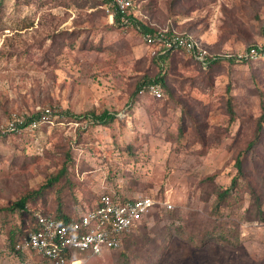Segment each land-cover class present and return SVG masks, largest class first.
Instances as JSON below:
<instances>
[{
    "label": "rangeland",
    "instance_id": "1",
    "mask_svg": "<svg viewBox=\"0 0 264 264\" xmlns=\"http://www.w3.org/2000/svg\"><path fill=\"white\" fill-rule=\"evenodd\" d=\"M242 1L249 0H177L175 7H169L171 0H133L138 22L190 31L215 52L210 54L234 61H225L212 79L200 76L181 56V62L172 65V94L196 113L200 125L205 123L206 134L217 136V143L204 153L201 144L192 142L190 120L183 137L170 142L168 134L175 130L180 109H171L164 93L158 100L146 95L132 100L137 78L153 77L157 71L150 64L153 49L137 28L110 26L97 0H0V123L11 113H53L52 123L19 137L0 138V207L44 183L58 167L59 145L69 148L74 172L84 183V189L75 192L77 199L104 190L130 198L158 197L171 205L168 211L182 215L184 226L196 222L200 229L225 233V226L218 224L235 215L227 217L221 210L217 218L209 217L205 192L214 185L201 181L214 175L219 187L229 184L237 150L230 146L233 136L240 131L247 141L264 108V57L242 63L249 47L263 49L264 0H251L259 21L250 7L241 12ZM58 32L74 33L76 46L61 48L57 39L45 40ZM62 40L71 43L66 36ZM228 99L236 117L232 122L226 112ZM92 109L115 113L116 119L110 126L93 125L82 116ZM63 112L74 116L69 119ZM129 144L135 157L125 150ZM258 178L256 187L263 188L264 169ZM237 213L238 229L229 226L227 241L210 240L197 247L174 232L171 223L177 220L161 210L148 225L135 228L120 252L92 256L80 264H264V221H243ZM168 231L172 235H166Z\"/></svg>",
    "mask_w": 264,
    "mask_h": 264
},
{
    "label": "trees",
    "instance_id": "2",
    "mask_svg": "<svg viewBox=\"0 0 264 264\" xmlns=\"http://www.w3.org/2000/svg\"><path fill=\"white\" fill-rule=\"evenodd\" d=\"M22 2L23 4H27L29 0H22ZM176 3L177 0H171L169 7H175ZM252 3H255V1H253ZM252 3L251 0H249L247 3L245 1H242V3L239 5L240 10H242L241 12L243 13L244 7H250L252 13L254 14V18L259 21L257 9L252 8L254 6V4L251 5ZM93 5V2H91V6ZM110 26L121 29L125 25H122L120 17L118 15H115ZM134 27H138L141 33H152L153 31L157 30V28L155 27L142 24L138 21H135ZM166 28L171 31H175V29H173L171 25H167ZM179 34L191 35L192 33L190 31H185L182 33L179 32ZM73 35L74 33L72 32H58L56 34L53 33L46 36L45 40L51 39V43H54L55 39H57L58 41L56 42V44L58 45V47H67V49H72L76 46L74 41H71L73 40V38L75 39ZM65 36L71 41L70 44L66 42L64 43V41L62 40ZM191 36H193V38L196 37L193 34ZM151 47L153 49V53L150 57V64L157 69L156 74L153 77H149L147 74H144L137 78L134 83L133 91L131 93L132 100L135 101L139 97L146 95L139 94L143 86L152 83L159 84L162 88L163 93L168 97L167 103L169 105L172 104L171 109H175L176 106H179L180 109V115L177 118L175 130L168 134V137L170 136V142H172L171 140L177 141L179 138L183 137L185 130L188 128L186 123L188 120H190L189 126L193 129L195 134L192 142L201 144L203 152L206 153L217 143V136H215L214 134H206L204 130V128H206L205 123L200 125V121H197L196 119V113L190 110V108H187L184 105H180V101L176 99L174 94H172V89L169 85L170 80H172V65L177 60L178 62H181V59H179V56H181L186 60L185 64H190V66L192 65L200 73V76L204 77L205 79H212L215 75L214 73L222 67V64L225 61L232 65L234 64V61L232 59L222 60L220 58H217L214 61L210 62L205 69H203L199 62L187 56L180 50H168L163 52L161 48H155V46ZM205 48L210 53H215L211 49V47L206 46ZM54 50L56 53H58L57 48ZM242 63H253V60H243ZM198 87L196 85V88ZM230 100L231 99L227 100L226 112L230 117V121L232 122L236 117L234 115L235 112L233 110V106L230 104ZM203 108L204 107H201V109ZM63 114L69 119H72V117L74 116L69 112H63ZM205 114H207V110L205 111ZM82 116H87V118L91 120L93 125L104 126H110L116 119L115 113H109L105 110L97 112L92 109L84 113ZM33 118L35 117H28L26 119V125ZM254 123V130L251 137H249L247 141H242L240 131H237V133L233 136V143L230 146L231 148L237 150L235 153L233 152L234 164L232 166V169L234 170V175L231 177L229 184L226 187H219L214 182V179L216 177L214 175L205 176L201 181L209 185H214L211 186L210 190L205 192L206 201L208 202L207 206L209 208V217L217 218L221 215V210H224L223 214H226L225 216L227 217L235 215L230 221L224 219L218 224V228H222L225 226V228L227 229V233L231 232L230 227H232L234 224L235 231L238 229V223L235 222V219L240 214H238L237 212L242 213L241 220L243 221L246 220L248 222L259 223L264 221V210L262 208L264 205V187L258 189L256 187V184L260 183L258 175L260 171L264 169V156L261 155V153L264 151V108L261 115L255 120ZM26 131L30 130H25L24 127H20L17 131L3 135L0 138L3 140L9 137H19L22 136ZM65 145H67V143ZM56 148L58 149L57 157L59 163L56 164V166L58 167L53 173L46 177L44 183L37 186L35 189H29L24 193L18 194L17 200L9 203V205H7L6 207H0V237L2 238V243H0V246L5 248V250L8 252L9 258H15V260H17L18 263L16 262L15 264H24L25 259L22 255L14 258L11 256L13 254V246L23 242L29 232H35L38 229V219L40 217H47L52 219L55 218L60 219L63 222H67L76 218L78 213L97 206L99 196L101 194H106L112 197L113 200L118 199L119 202L130 201L134 199L128 196H118L115 193L110 192L109 190H104L102 193L96 195L94 193H82V197L80 199H77L76 194L80 192V190L84 189V183L78 180V177L74 172V158L68 147L63 148L62 146L58 145L56 146ZM125 150L127 153L135 157L136 153L132 144L127 145L125 147ZM81 184L83 185L81 186ZM76 191L77 193H75ZM152 199L157 201L158 197H153ZM245 201L247 203L246 206H244ZM161 210L165 212V216L177 220L176 225H174V222L171 223V227L174 229V232H176L177 235L182 239H186L189 243L194 244L197 247L203 246L210 240L227 241L228 236L226 232H218L219 230L216 231L214 229H203L202 227L200 229L201 225L196 224V222H188L187 225L184 226L181 223V221L183 220L182 215H176V211L164 210L159 205L154 206L151 215L153 216L155 212H161ZM144 226L145 223L140 222L138 228L140 229ZM133 232H130L126 235V237L122 241V247L120 249L110 252H120L125 244L128 243L130 237H134ZM168 234L172 235V232L168 231L166 235ZM31 257L34 262L43 260L38 255L33 254ZM84 258V254L75 253L74 259L83 260ZM155 263L156 262L153 260L147 262V264Z\"/></svg>",
    "mask_w": 264,
    "mask_h": 264
},
{
    "label": "built area",
    "instance_id": "3",
    "mask_svg": "<svg viewBox=\"0 0 264 264\" xmlns=\"http://www.w3.org/2000/svg\"><path fill=\"white\" fill-rule=\"evenodd\" d=\"M97 2L111 21L115 15H118L122 25L134 27L137 20L133 17L135 16L132 12L133 0H97ZM141 35L145 45L161 48L163 52L180 50L199 62L203 69L218 58L210 54L191 35L179 34L168 28H158L152 33H141ZM262 57H264V49L252 47L243 60ZM139 94L158 99L163 96V91L159 84L152 83L143 86ZM52 115L51 110L43 109L33 115L32 117L35 118L26 125L27 115L11 113L4 123H0V137L13 133L20 127L33 131L42 123H52L49 118ZM156 205L167 211L171 209V205L165 201L160 203L149 196H139L130 201L119 202L118 199L113 200L112 197L101 194L97 206L78 213L76 218L67 222L40 217L38 229L29 232L23 242L14 245L11 256L14 258L22 255L25 259L24 264L35 263L31 257L33 254L40 256L47 264H80L83 260L74 259L75 253L84 254V259L88 260L92 256L120 249L123 239L128 233L133 232L140 222L148 225L149 218L152 217L151 212ZM1 258L9 259L8 252L2 246H0ZM12 261L17 262L15 258Z\"/></svg>",
    "mask_w": 264,
    "mask_h": 264
},
{
    "label": "crops",
    "instance_id": "4",
    "mask_svg": "<svg viewBox=\"0 0 264 264\" xmlns=\"http://www.w3.org/2000/svg\"><path fill=\"white\" fill-rule=\"evenodd\" d=\"M103 192V191H102ZM102 192H100V193H102ZM100 193H98V194H100ZM3 263H7V264H15V262L14 261H12V259H4V258H1L0 259V264H3Z\"/></svg>",
    "mask_w": 264,
    "mask_h": 264
},
{
    "label": "clouds",
    "instance_id": "5",
    "mask_svg": "<svg viewBox=\"0 0 264 264\" xmlns=\"http://www.w3.org/2000/svg\"><path fill=\"white\" fill-rule=\"evenodd\" d=\"M145 225H146V223H145Z\"/></svg>",
    "mask_w": 264,
    "mask_h": 264
}]
</instances>
